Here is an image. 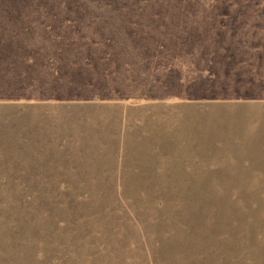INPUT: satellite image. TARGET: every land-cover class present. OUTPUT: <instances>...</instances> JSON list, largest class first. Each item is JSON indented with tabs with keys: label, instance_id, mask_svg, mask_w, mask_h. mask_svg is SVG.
Masks as SVG:
<instances>
[{
	"label": "rangeland",
	"instance_id": "1",
	"mask_svg": "<svg viewBox=\"0 0 264 264\" xmlns=\"http://www.w3.org/2000/svg\"><path fill=\"white\" fill-rule=\"evenodd\" d=\"M3 37L60 74L0 107L11 264H264V0H0Z\"/></svg>",
	"mask_w": 264,
	"mask_h": 264
},
{
	"label": "crops",
	"instance_id": "2",
	"mask_svg": "<svg viewBox=\"0 0 264 264\" xmlns=\"http://www.w3.org/2000/svg\"><path fill=\"white\" fill-rule=\"evenodd\" d=\"M12 41L4 37L0 40V107L27 110L38 105L36 101L43 99L42 93L46 87L53 88V91L58 90L60 74L46 76V80L45 76L35 78L33 45L30 44L29 47L24 45L19 48L11 43ZM61 75L64 82L65 75L62 70ZM28 85L31 89L30 93L20 91L19 88ZM34 88H36V94ZM36 95L38 96L35 97Z\"/></svg>",
	"mask_w": 264,
	"mask_h": 264
},
{
	"label": "trees",
	"instance_id": "3",
	"mask_svg": "<svg viewBox=\"0 0 264 264\" xmlns=\"http://www.w3.org/2000/svg\"><path fill=\"white\" fill-rule=\"evenodd\" d=\"M1 190H0V193L1 192H3L5 189H2V188H0ZM7 189H9V188H7ZM23 190H27L26 188H24ZM261 191H262V199H261V201L260 200H258V201H256V200H254L253 202L254 203H252V204H249L248 205V208H249V210H250V212H244L243 210H241V209H239V213L241 214V215H244V216H246V217H248L252 212H254V213H258V212H260L262 209H264V189H260ZM43 191H47V190H43ZM241 192H243V190H237V203L238 202H242V200L244 199V194L243 193H241ZM3 202V198H1L0 197V203H2ZM258 203H261V204H259V206H258V208L256 209V211H252V208H255L256 206H257V204ZM6 205V203L4 204V203H2V205H1V207L2 206H5ZM11 210V209H10ZM9 210V211H10ZM175 217H177V218H179L180 219V215H179V213L175 216ZM2 219H4V218H7V217H5V216H3L2 215V217H1ZM182 219V218H181ZM237 219H238V213H237ZM182 222L185 224V225H188L187 224V222H185V220H182ZM16 230V228H13V230ZM19 241H22V238H20L19 239ZM6 242L9 244V249H7V251H2V252H0V254H4V255H6L7 256V260L3 263V264H11L12 262H14L15 260L14 259H19L20 260V254H18V253H15V246H13V244H12V240H9V239H6ZM11 253V254H10ZM8 254H10V255H8ZM36 256L39 258V259H43L44 258V255H43V252L42 251H40V252H38V254H37V252H36ZM71 256H72V254L70 253V254H68V253H66L65 255H64V259H65V261H67V260H69L70 258H71Z\"/></svg>",
	"mask_w": 264,
	"mask_h": 264
}]
</instances>
